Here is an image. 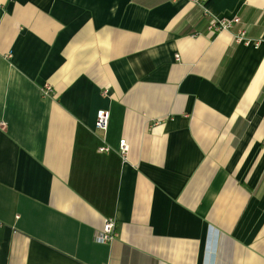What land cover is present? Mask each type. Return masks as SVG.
<instances>
[{
  "label": "crops",
  "instance_id": "0c3cea01",
  "mask_svg": "<svg viewBox=\"0 0 264 264\" xmlns=\"http://www.w3.org/2000/svg\"><path fill=\"white\" fill-rule=\"evenodd\" d=\"M0 264H264V0H0Z\"/></svg>",
  "mask_w": 264,
  "mask_h": 264
},
{
  "label": "built area",
  "instance_id": "2783aa9c",
  "mask_svg": "<svg viewBox=\"0 0 264 264\" xmlns=\"http://www.w3.org/2000/svg\"><path fill=\"white\" fill-rule=\"evenodd\" d=\"M240 23L239 16H234L231 19L225 18H210L207 22L206 29L210 32L217 33L221 30H231L233 32V39L237 43L243 44H254L258 45L259 41H255L251 38H248L245 32V29L241 26H237ZM178 58V55L176 56ZM51 91L49 86H45L44 92L48 93ZM109 112L108 110L102 109L99 110L96 114L94 128L101 133V145L98 147V150L101 152H108L111 150V146L108 145L105 141V132L108 127ZM129 146L125 138L119 140L118 151L122 156H125ZM115 225L113 220L107 219L103 224V229L96 232L94 239L97 242H110L115 237Z\"/></svg>",
  "mask_w": 264,
  "mask_h": 264
}]
</instances>
